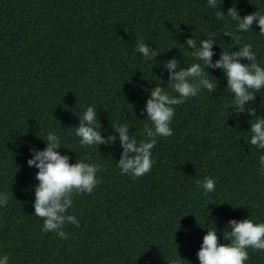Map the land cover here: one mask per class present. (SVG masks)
Returning a JSON list of instances; mask_svg holds the SVG:
<instances>
[{"label":"trees","instance_id":"16d2710c","mask_svg":"<svg viewBox=\"0 0 264 264\" xmlns=\"http://www.w3.org/2000/svg\"><path fill=\"white\" fill-rule=\"evenodd\" d=\"M230 8L244 17L264 12V0H217L215 8L207 0H0V192L9 194L0 206V257L8 254L9 264H200L207 229L216 227L219 243L228 244L230 220L264 222V149L250 145L251 121L264 118V88L237 115L221 69H205L218 81L214 93L202 89L174 106L173 135L156 138L149 173L133 178L117 164L123 149L112 125L127 124L139 143L144 126L154 127L145 110L151 90L178 95L164 63L203 66L187 39L199 46L214 36L213 63L223 49L251 44L264 67L258 21L241 32ZM218 11L225 16L217 19ZM225 32L242 37L240 44ZM138 36L157 52L154 62L136 51ZM89 106L114 143L81 146L73 128ZM49 132L70 163L90 155L85 162L103 169L91 194L74 196L66 214L80 226H63L67 240L43 232L34 215L39 169L27 161L32 149L47 147ZM206 177L216 182L207 194L197 184ZM248 252L245 264H264V251Z\"/></svg>","mask_w":264,"mask_h":264},{"label":"clouds","instance_id":"9594fccd","mask_svg":"<svg viewBox=\"0 0 264 264\" xmlns=\"http://www.w3.org/2000/svg\"><path fill=\"white\" fill-rule=\"evenodd\" d=\"M207 4L215 8L217 0H207ZM227 15L238 22V30L241 32L252 29L253 23L258 21L259 33L264 35V12L258 10L241 17L236 8H230ZM223 16L225 15L221 11L216 14L217 19ZM223 35L230 36L235 45H239L242 39L232 32H225ZM213 37L200 41L199 46L196 39L189 38L186 41L187 46L193 50L191 55L197 61H202L203 66L200 63H192L186 69L181 68L179 61L174 58L164 63L170 74L169 86L178 95H172L159 85L151 90L145 110L154 127L144 126L143 133L146 139L138 143L133 135L129 134L127 124L112 125L115 132L119 133L118 138L123 149L121 159L117 163L121 174L140 178L149 173L155 163L152 159V149L157 143L156 138L173 135L170 125L175 116L174 106L198 96L202 89L213 93L216 91L218 81L215 78V82L209 80L205 69H221L224 72L227 78L226 89L234 94L233 103L229 107H235L237 115L244 113L246 103L255 100L254 93L264 88V67L257 63L252 45L239 46L238 51L223 49L220 58L213 63L215 43ZM136 51L141 53L148 63L154 62L158 56L157 52L144 42L143 37L139 36L136 39ZM242 60H248L250 63H242ZM248 111L253 117L257 116L255 108ZM79 118V126L73 130L80 138L81 146L112 144L116 141V136L105 138L101 130H98L102 126L100 123L97 124V111L94 107H87ZM250 132L252 133L250 145L264 149V118L253 119ZM42 139L47 142V147L42 151L32 149V158L27 161L30 167L39 169L35 176L39 183L34 189V215L42 218L43 232H55L60 238L67 240L69 236L63 231V226L66 223L80 226V221L75 215L66 214L73 206L74 196L91 194L101 183L97 173L103 169L99 164L85 162L91 159L90 155L79 158L74 164L70 163V157L61 155L58 151L61 140L54 132H49ZM259 165L261 174H264V155L259 157ZM197 184L204 189L205 194L215 191L216 182L212 178L206 177L203 181H197ZM8 201L9 194L6 191L0 192V206H7ZM228 223L231 230L224 232L225 239L230 241L228 244L219 243L216 227L207 229L197 253L200 264H245L249 259V248L264 251V222L257 223L248 218L240 221L233 219ZM9 259V255L4 254L0 257V264H9Z\"/></svg>","mask_w":264,"mask_h":264}]
</instances>
